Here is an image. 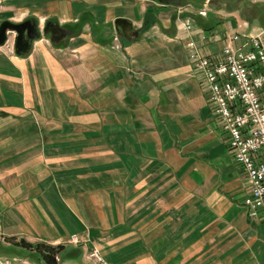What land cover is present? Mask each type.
Wrapping results in <instances>:
<instances>
[{
	"label": "crops",
	"instance_id": "0c3cea01",
	"mask_svg": "<svg viewBox=\"0 0 264 264\" xmlns=\"http://www.w3.org/2000/svg\"><path fill=\"white\" fill-rule=\"evenodd\" d=\"M56 1L25 21L57 22L59 43L0 47V264H49L39 244L60 248L52 264H93L94 248L108 264H264V220L185 47L262 29L264 0Z\"/></svg>",
	"mask_w": 264,
	"mask_h": 264
},
{
	"label": "built area",
	"instance_id": "2783aa9c",
	"mask_svg": "<svg viewBox=\"0 0 264 264\" xmlns=\"http://www.w3.org/2000/svg\"><path fill=\"white\" fill-rule=\"evenodd\" d=\"M198 15L207 17L208 10L202 8ZM192 27L193 20L187 18L183 28ZM254 32H233L222 38L202 31L199 41L189 38L185 47L192 74L206 89L212 114L224 131L229 154L244 172L248 186L243 200L246 214L261 221L264 220V34ZM218 36L224 41L221 54L207 55L202 42ZM115 41H119L118 36ZM71 242L79 243L75 236ZM87 259L93 264H107L97 248L90 251Z\"/></svg>",
	"mask_w": 264,
	"mask_h": 264
},
{
	"label": "water",
	"instance_id": "95a60500",
	"mask_svg": "<svg viewBox=\"0 0 264 264\" xmlns=\"http://www.w3.org/2000/svg\"><path fill=\"white\" fill-rule=\"evenodd\" d=\"M169 2L171 0H163ZM115 32L124 37L127 40H132L138 37V30L131 21L117 18L115 21ZM40 26L35 22L29 20L23 22H11L7 19L0 23V47H3L8 42V34L13 33L15 40L14 52L17 55L29 54L30 48L32 47L35 38H39L42 35H50L51 41L55 44L59 43L63 37L66 36V30L60 24L55 21L47 20L43 32L40 30Z\"/></svg>",
	"mask_w": 264,
	"mask_h": 264
},
{
	"label": "rangeland",
	"instance_id": "374dc122",
	"mask_svg": "<svg viewBox=\"0 0 264 264\" xmlns=\"http://www.w3.org/2000/svg\"><path fill=\"white\" fill-rule=\"evenodd\" d=\"M56 2H57L56 0L55 1L54 0H0V23L5 19L11 22H15V23L20 22V21L23 22L25 21V19H28V18L31 19V17H35V19L37 20V23H39V20L42 19L43 17L50 16L49 12L51 11V8L53 7V5H56L55 4ZM252 23H253L252 27H255V28H257V26L263 27L262 23L258 19L254 20V22ZM263 29L264 27L262 29H257V31L263 32L264 34ZM257 31L254 33H257ZM14 36L15 35L13 33L8 34V44L11 46L9 47L11 52H13L14 47H15ZM263 38H264V35H263ZM54 259L55 260L57 259L58 261V258H56V256L54 257Z\"/></svg>",
	"mask_w": 264,
	"mask_h": 264
},
{
	"label": "trees",
	"instance_id": "16d2710c",
	"mask_svg": "<svg viewBox=\"0 0 264 264\" xmlns=\"http://www.w3.org/2000/svg\"><path fill=\"white\" fill-rule=\"evenodd\" d=\"M259 16L263 18L262 15H259ZM59 249L60 248H57V247L43 246L40 244L39 246H36V250H41L43 252V260L49 264L54 263V260H55L54 257L56 256L57 253H59Z\"/></svg>",
	"mask_w": 264,
	"mask_h": 264
},
{
	"label": "flooded vegetation",
	"instance_id": "af4514ba",
	"mask_svg": "<svg viewBox=\"0 0 264 264\" xmlns=\"http://www.w3.org/2000/svg\"><path fill=\"white\" fill-rule=\"evenodd\" d=\"M31 22L33 23V22H35L34 20H31Z\"/></svg>",
	"mask_w": 264,
	"mask_h": 264
}]
</instances>
